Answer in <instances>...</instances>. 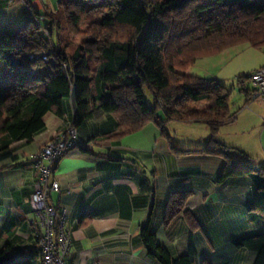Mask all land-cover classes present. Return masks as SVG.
I'll use <instances>...</instances> for the list:
<instances>
[{"label":"trees","instance_id":"obj_1","mask_svg":"<svg viewBox=\"0 0 264 264\" xmlns=\"http://www.w3.org/2000/svg\"><path fill=\"white\" fill-rule=\"evenodd\" d=\"M27 7L33 19L0 35V161L14 158L13 143L33 141L45 128L46 114L63 117L64 101L75 89L74 127L83 124L94 108L117 117L121 127L117 139L153 123L166 136L161 112L165 121L204 123L211 132L204 148L185 151L171 146L172 152L220 157L225 165L218 183L246 176L264 193V165L235 163V155L243 154L217 139L236 121L231 91L217 80L187 73L199 60L235 46L264 48V0H61L59 8L47 15L49 39L37 23L41 14L33 12L30 3ZM49 49L55 63L27 57ZM248 77L240 86L250 99L254 91L248 87ZM145 87L154 95L153 107L145 99ZM142 189L155 193L151 180ZM190 198V192L169 196L165 228L183 215L193 230L198 229L193 214L185 210ZM256 211L264 216V209ZM153 215L154 210L140 234L149 257L159 264H195L193 242L187 254L173 258L158 241L152 231ZM85 224L82 219L81 225ZM58 227L57 221V232ZM252 238L234 244L241 248ZM0 264H39V256L36 252L19 259L6 246L0 249ZM255 264H264V243Z\"/></svg>","mask_w":264,"mask_h":264},{"label":"crops","instance_id":"obj_2","mask_svg":"<svg viewBox=\"0 0 264 264\" xmlns=\"http://www.w3.org/2000/svg\"><path fill=\"white\" fill-rule=\"evenodd\" d=\"M13 5L22 6L17 1ZM12 6L7 9L2 3L0 11L9 12L10 17ZM32 6L38 14L45 10L40 0L33 1ZM32 19L29 10L13 23L8 22L0 35L9 28L21 29ZM262 53V61L254 71L264 67ZM249 88L254 91L253 86ZM241 95L246 110L239 114L231 108L236 121L217 136L219 142L236 150L241 144L237 141L240 137H236L238 131L250 128L252 120H264V104L250 102L245 93ZM251 107H255L254 112ZM161 120L167 137L153 123L139 133L117 139L114 136L121 133L117 117L100 108H94L77 127V147L59 161L53 172L62 191L51 194L52 204L67 216L65 228L73 240L71 264H159L149 257L140 241L141 230L153 210L152 231L173 258L187 254L193 242L195 264H255L264 243V216L256 211L264 209V193L246 176L218 183L225 165L220 157L179 156L172 152L171 146L185 151L204 148L211 136L204 123ZM74 121L72 100L65 99L63 117L46 114L45 128L33 141L13 143L14 158L0 161V249L11 246L12 254L19 259L37 252L31 225L37 216L30 198L38 173L32 158ZM234 131V140H227L226 136ZM147 180L152 181L155 193L142 189ZM176 192L191 193L185 210L195 217L197 230L183 215L164 227L168 198ZM82 219L87 224L81 225ZM7 224L11 226L8 231ZM246 236L253 238L243 247H236L234 243Z\"/></svg>","mask_w":264,"mask_h":264},{"label":"built area","instance_id":"obj_3","mask_svg":"<svg viewBox=\"0 0 264 264\" xmlns=\"http://www.w3.org/2000/svg\"><path fill=\"white\" fill-rule=\"evenodd\" d=\"M16 0H0V6L5 4L9 9ZM27 5L35 0H20ZM61 0H59L60 2ZM45 7L47 2L41 0ZM48 12L41 13L37 23L42 28V34L49 39L47 32ZM51 49L41 53L39 56L27 55L29 59L41 58L46 63H55L51 57ZM249 81L254 88L250 102L259 101L264 104V67L249 75ZM248 108V107H247ZM78 130L69 126L60 133L53 141L39 150L32 158L37 170L35 192L30 198L32 208L37 220L32 222V232L38 246L39 264H71L72 237L66 231V213L54 206L51 202L52 193L62 191L61 183L53 179L55 166L71 150L77 147ZM57 221L59 223L57 232Z\"/></svg>","mask_w":264,"mask_h":264},{"label":"rangeland","instance_id":"obj_4","mask_svg":"<svg viewBox=\"0 0 264 264\" xmlns=\"http://www.w3.org/2000/svg\"><path fill=\"white\" fill-rule=\"evenodd\" d=\"M16 1L22 6L21 8H18L16 5L12 6L13 11L10 14L11 18L7 17L9 12L0 11V31L9 25L8 22L13 23L14 19L23 17L24 13L29 11L27 5L23 4L20 0ZM45 1L47 2L46 7L40 0L42 5L45 7L44 12H53L59 8V0ZM30 4L32 6V3ZM28 22L29 21H27V23ZM262 52H264V48L256 49L249 44L235 46L217 56L206 57L199 60L187 71V73L206 80H217L220 82L229 91H231V108L234 107L235 112L239 113L242 110H246L244 105L245 97L240 93L242 91L240 81L243 80L244 77L249 76L254 71V69L260 65L263 58ZM251 86L252 84L248 83V87ZM144 95L148 105L153 107L155 100L154 95L149 87L144 88ZM251 111L254 112L255 107H251ZM159 116L165 120V116L162 112L159 114ZM252 122L253 124L250 126V128H244L241 129L240 132L238 131L239 134L236 135V137H240L237 139V141H241V144H237L240 148L237 150H241L240 152L243 154V156H235L237 159L241 160L242 163L259 168L261 165H264V141H262L264 120L261 119V121L258 122L252 120ZM225 130L226 129H222V132H227ZM234 134L235 131L232 134L226 136V139L229 141L232 140Z\"/></svg>","mask_w":264,"mask_h":264},{"label":"water","instance_id":"obj_5","mask_svg":"<svg viewBox=\"0 0 264 264\" xmlns=\"http://www.w3.org/2000/svg\"><path fill=\"white\" fill-rule=\"evenodd\" d=\"M71 100H72L73 108L75 110V108H76V91H75V89H73Z\"/></svg>","mask_w":264,"mask_h":264}]
</instances>
